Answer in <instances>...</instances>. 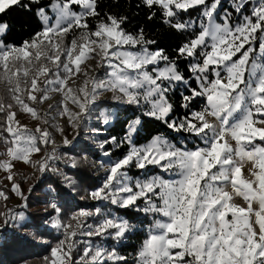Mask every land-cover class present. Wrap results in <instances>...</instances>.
Returning a JSON list of instances; mask_svg holds the SVG:
<instances>
[{
    "label": "snow or ice",
    "instance_id": "snow-or-ice-1",
    "mask_svg": "<svg viewBox=\"0 0 264 264\" xmlns=\"http://www.w3.org/2000/svg\"><path fill=\"white\" fill-rule=\"evenodd\" d=\"M99 4L100 0H0V76L19 111L47 126H20L13 104L0 102V113L6 115L0 127V143L6 150L0 155L7 156L0 161V169L7 172L11 183L9 192L0 189V198L7 201L16 196L22 205V209L18 205V210L0 213V232L11 226L16 243L48 247V264H129L116 249L93 246L91 239L78 261L73 256L84 219L103 217L94 226L88 225L82 235L116 241L133 231L129 219L95 207L72 216L77 224L71 229L60 219L62 208L49 200L46 214L55 216L50 224L45 223L26 215L35 186L25 192L13 172L14 162L34 166L42 178L51 172L63 177L68 188L65 196H71L74 182L55 162L79 168V160L69 153L78 151L81 122L104 93L110 92L111 100L142 111L127 122L122 139L113 136L98 143L107 149L105 157H111L113 145L127 144L128 150L109 160L104 180L88 193V199L107 202L105 206L131 216L153 217L132 264H264V0H230L228 8H223V0H139L137 7L148 10L149 20L159 11L161 21L180 34L194 26L182 14L199 8L198 32L176 49L174 57L157 46L159 41L146 36L142 26L135 33L127 31L126 15L101 13ZM14 8L31 13L39 25V31L20 45L7 41L13 26L3 19ZM233 14L240 17V23H232ZM218 17L222 22H217ZM77 30L79 36L65 44L69 33ZM89 59H97L105 69L102 78L89 75L85 63ZM181 61L188 62L187 74L180 69ZM76 74L85 77L83 85L71 87ZM178 88L184 90L179 106L187 113L174 118L176 104L171 94ZM52 92L60 94L62 101L49 104V111L41 113L39 106L52 98ZM199 99L203 107L194 110ZM69 101L78 110L69 107ZM52 112L66 118L75 131L71 139L65 127L51 123L56 118ZM145 117L172 133L187 134L186 140L192 137L193 146H177L160 135L144 146L135 145L133 136ZM111 120L104 115L102 123L108 125ZM54 132L61 134V145L55 144ZM41 145H51V150L33 160V154L41 153ZM61 146L67 150L58 154ZM90 149L85 143L79 152ZM248 162L252 170L245 177ZM100 164L104 166L103 161ZM150 166L178 178L151 175L141 180L129 175L132 167L144 170ZM48 191L55 189L49 186ZM237 197L243 203H237ZM29 227L35 231H21ZM49 227L63 235L54 246L44 240Z\"/></svg>",
    "mask_w": 264,
    "mask_h": 264
},
{
    "label": "trees",
    "instance_id": "trees-1",
    "mask_svg": "<svg viewBox=\"0 0 264 264\" xmlns=\"http://www.w3.org/2000/svg\"><path fill=\"white\" fill-rule=\"evenodd\" d=\"M229 2L223 3V8L229 7ZM139 0H100V11L104 12H113L120 13L126 15L128 17V23L125 25L127 31L135 33L139 27H143L145 35L150 39H156L159 41L157 45L160 48L165 49L167 54L171 57L175 56L176 49L183 43L186 42L190 38H194V33L198 32L199 25L196 21L195 25L188 29L187 32L180 34L174 32L169 28V26L161 21V17L159 11H157V17L153 20H149L147 18L148 10L144 7H137ZM199 8L195 10H191L186 14H182V19L185 22L193 21L194 19H198L200 16ZM236 14L232 15V21L235 22ZM3 19L8 20L12 24V30L7 37V41L12 45H20L23 41L28 40L35 31H39V25L37 21L31 16V13H26L22 8H14L11 12H9ZM91 25L95 24V21H89ZM187 61L180 62V69L187 74ZM1 81V80H0ZM184 90L183 88H178L176 92L172 93V100L176 104V112L174 118H180L187 113L186 109H183L179 106L180 103V93ZM8 100V96L4 91L2 85L0 84V102L6 105ZM204 101L203 99H199L194 102L193 108L194 110H199L203 107ZM142 110L136 109L135 107L127 106L125 109H122L118 117L108 126L103 125L102 129H104V137H117L118 139H122L125 135V127L127 122L131 121L133 116H139ZM160 135L166 137L170 141H174L177 144L181 145L179 142L181 137L188 143V147H192L191 137L187 140L184 138V135L175 134L170 132L167 128H165L161 123L150 119L144 118V122L139 127L133 143L137 146L144 145L152 140L153 137ZM112 157L115 159L120 158L127 150L128 145L124 144L120 148H116L111 146ZM93 153L94 156L100 158L99 151L90 149L88 151ZM79 160V168L78 169H70L72 174V178L75 180V184H73L75 189V195L80 197L79 205L86 206L88 203L83 198V192L86 188H92L98 185V178L93 174L87 163L78 158ZM49 186H52L55 189V194L57 196L59 205L62 208V214L60 216L61 220L64 222L71 217V213L78 209L77 205L74 204L72 200V196H65V192L67 188L64 186L63 182L59 179V177L55 176L53 173L50 175L45 174L41 180H39V184L36 186V189L44 192V187L49 189ZM42 195V194H41ZM32 198L28 201V208L25 210L27 215H32L37 217L40 220L47 219L46 213H40L36 210L31 209L33 207L32 204L38 199V196H31ZM118 212L125 217H127L131 222H137L139 218L145 219L148 224H152V220L149 215L145 216L141 213L136 214L135 216L129 215V213L122 209H117ZM141 218V219H142ZM139 221V220H138ZM144 221V220H143ZM141 226V225H139ZM25 231H35L34 228H24ZM5 236L3 238V242L0 243V252L5 259V263H2L0 259V264H9V263H20L25 260H29L33 257H42L45 254H49L48 247L39 245V244H28V243H16L13 237L12 229H7L5 232ZM49 235L44 236L45 241L49 245H55L57 243V239H63V235L56 230L49 229ZM37 235H40L37 233ZM147 233L144 229H135L133 232L129 233L125 238L121 239L117 245L120 253L126 256L129 260V264H132V260L136 255V252L140 248L142 242L146 239ZM115 242H117L115 240ZM76 249V250H75ZM79 254L78 247L74 248L73 256L77 257Z\"/></svg>",
    "mask_w": 264,
    "mask_h": 264
},
{
    "label": "rangeland",
    "instance_id": "rangeland-1",
    "mask_svg": "<svg viewBox=\"0 0 264 264\" xmlns=\"http://www.w3.org/2000/svg\"><path fill=\"white\" fill-rule=\"evenodd\" d=\"M226 2H228V0H223V3H226ZM253 3H255V0H253ZM74 10L79 11V9H74ZM222 14H223V9L221 10V16H222ZM235 18H236V21L235 22L232 21L233 24L241 22L239 16L235 15ZM200 19H201V17L199 16L198 19H194L191 22L193 25H195V23L197 21V23L199 25ZM217 22H222L220 17L217 18ZM78 36H79V30L75 31L74 33L70 32L69 35L65 39V44H70V41L73 38L78 37ZM256 55L259 56V52H257ZM62 59H63V57H62ZM85 63L87 65V70L89 71L90 76H96V77H100V78H102L104 76L105 69H102L98 66L97 59H89ZM81 67L83 68L84 65H82ZM161 67H163L162 64H161ZM2 71L3 70L0 69V72H2ZM84 79H85V77L83 75L76 74L75 76H73L72 81H70L69 86H71V87L82 86ZM0 80H1L0 84L2 85L4 91L6 92V94L8 96V100H7L6 105L7 104H13L12 110L17 112V119L19 121V125L20 126H27L29 129H35L37 126L47 127L46 125L42 124V121L34 120L27 113H21L19 111V106L15 105L11 95L9 94V91H8L9 86H8L7 82L3 79L2 76H0ZM50 95L52 98L48 101H45L42 105L39 106V111L41 113L49 111V108H48L49 104L57 105L59 102L62 101V96L60 94L52 92V93H50ZM111 95L112 94L110 92L104 93L103 97L99 101L96 102V104L93 106L92 110L86 114V116L84 117L83 121L81 122V125L79 128L78 144L76 145L78 151L75 153L69 154V155L76 156L77 160H78V158L81 159V156H87V160H84V161L87 163V165L89 166V168L91 169L93 174L98 178V181H99L97 186L92 187V188H86L84 190L83 198L88 203L86 206L79 205L80 197L74 196L76 191L73 187V192H72L71 196L73 197L72 200L74 201V204L77 205L78 209L76 211H74L73 213H71V217L64 222L66 225L70 224L71 229H75L76 224H77V221L73 220L72 216H74L80 210H93L94 211L95 207H100L103 210V212H105V213L111 212L115 216L128 219L124 215L120 214L115 206H111V205L105 206L107 204V202L100 203V202L91 201L88 199V193L90 191L96 189L98 186H100V184L104 180V177L106 175L105 168L107 167L109 160H116L112 156L111 157H105L103 155V152L107 149H101L98 147V143L105 139V137H104L105 136L104 135L105 130L102 129V126L104 125L102 123L103 116L109 115L112 117L111 122L108 124V125H110L118 117L119 112L122 109H125L127 107V105L120 104V103H117V102L111 100ZM68 105L74 111L78 110V109H76V107L74 105L71 104L70 101L68 102ZM52 115L56 116V113L52 112ZM5 121H6V115L4 113H0V127H2L4 125ZM51 123L54 126L59 125V126L65 127V129H66L65 134L67 135V137L69 139H71L75 135V131L72 129V127L70 125H67L66 118L56 116V118L54 120H52ZM108 125H106V126H108ZM93 129H100L101 131L97 133V132H94ZM135 135L133 136V140L135 138ZM185 135H187V134H185ZM53 138H54L55 144L61 145V134L59 132H54ZM182 138H183V136L181 137V140H180L181 146H184L186 148H190V147H188V143ZM191 140H192V137H191ZM150 142L151 141H149L148 143H150ZM171 142L173 144H176L177 146H180L173 141H171ZM85 143L91 145V149L99 151L100 158L97 156H94V154L90 153V152H79V149ZM148 143H146V144H148ZM196 143L199 144V141H196ZM256 143L259 144L260 143L259 140H257ZM146 144H144V145H146ZM144 145H141V146H144ZM41 147H42L41 153L33 154V157H32L33 160L40 159L42 157V155H44L45 152H48V150H50L51 145H41ZM113 147H115V146L113 145ZM5 150H6V146L4 144L0 143V153H4ZM5 159H7L6 155H0V161L5 160ZM101 161L104 162L103 167L100 164ZM14 163H15V168L13 169V172L15 173L16 179L18 181L22 182L23 188L25 189V192H27V189L29 187L35 186V190L31 193L30 198H32L31 196H38V199L35 201L34 204H32L33 207H31V209L36 210L40 213H46V210L50 211V209L48 207V201L49 200H54L55 203H57L58 205L60 204L58 201L59 198H57L55 193H50L48 191V189H46L45 187H44L43 191L47 192V193H43L42 191L39 192V190L36 189V186L39 184V180L42 179V174L39 173L34 166L26 165L23 162H14ZM70 169L71 168L67 166V167L63 168L62 170L64 171V173H66L72 179V181L75 184V180L72 178V174L70 172ZM251 170H252L251 162L246 163L244 165V169H243L244 176L249 177ZM128 172H129V175L132 176L134 179H141V180L146 178V177H150L151 175H160L164 179H169V180L178 178L174 175V173L164 172L156 166H150L149 168H146L144 170H139V169H136L135 167H132L128 170ZM45 174L50 175L51 172H48ZM45 174H43V176ZM6 175H7V172L4 169H0V189H3L5 192H9V190L11 188V183L6 179ZM57 177H59V179L63 182L64 186L67 188V185L64 183L63 177H60V176H57ZM67 190H68V188H67ZM235 199H236L237 203H243L242 198L237 197ZM5 205H6V207H5ZM18 205H20L21 209H22L20 199L16 196H12L11 199H9L7 201L0 198V213L6 211L7 209H12L14 211L18 210V208H17ZM26 215H27V212H26ZM54 216H55V213H53V216H47L45 223L50 224V221ZM149 217L151 218L152 223H153V217L150 214H149ZM102 218H103L102 216H94V217H89V218H86L83 220V223L85 226L81 231H78L77 237L75 238L76 247H78V249H79V254H77V257L75 258L77 261L79 259L81 249L86 246V241H88L89 239H91L93 246H102V247L108 248V249H116L120 253L119 249L117 248L119 241L115 242L114 239L106 237V236L89 238L87 236L82 235L83 231L88 230V228H87L88 225L94 226ZM141 218H139L138 219L139 221L137 220L136 223L131 222L129 220L135 226L133 231L135 229L139 228V229H144L146 231V233L148 234L149 229L151 228L152 224L146 223L147 221L145 219H143V218L141 219ZM0 222H2V221H0ZM139 225H141V226H139ZM8 229L11 230L12 229L11 226H9ZM49 229L52 230L50 227H49ZM21 231L26 232V233L33 232V231H27V230L25 231V229H22ZM5 232L6 231L0 232V243L3 242V238L6 234ZM44 240H46V239H44ZM48 256H49V254H45L42 257H33L29 260H25V261H22L20 263H9V264H48V261L45 260V257H48ZM0 259L2 260V263L6 262L5 259L3 258V255L1 252H0ZM109 264H112V262L110 261Z\"/></svg>",
    "mask_w": 264,
    "mask_h": 264
},
{
    "label": "built area",
    "instance_id": "built-area-1",
    "mask_svg": "<svg viewBox=\"0 0 264 264\" xmlns=\"http://www.w3.org/2000/svg\"><path fill=\"white\" fill-rule=\"evenodd\" d=\"M50 150H51V148H50ZM50 150H48V151H50ZM65 151H66V148H64L63 146H61V147L59 148V150H58V154L63 153V152H65ZM69 154H70V153H69ZM55 165H56L57 167L61 168V169L67 167L62 161H56V162H55Z\"/></svg>",
    "mask_w": 264,
    "mask_h": 264
},
{
    "label": "crops",
    "instance_id": "crops-1",
    "mask_svg": "<svg viewBox=\"0 0 264 264\" xmlns=\"http://www.w3.org/2000/svg\"><path fill=\"white\" fill-rule=\"evenodd\" d=\"M181 140V139H180ZM174 142V141H173ZM180 142V141H179ZM176 143V142H175ZM179 145V144H178ZM181 146V145H180Z\"/></svg>",
    "mask_w": 264,
    "mask_h": 264
}]
</instances>
